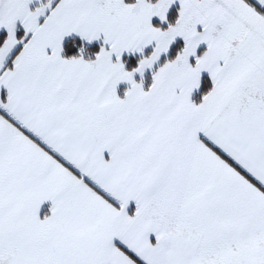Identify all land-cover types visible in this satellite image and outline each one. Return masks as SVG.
Instances as JSON below:
<instances>
[{
    "label": "snow or ice",
    "instance_id": "1",
    "mask_svg": "<svg viewBox=\"0 0 264 264\" xmlns=\"http://www.w3.org/2000/svg\"><path fill=\"white\" fill-rule=\"evenodd\" d=\"M0 264H264V0H0Z\"/></svg>",
    "mask_w": 264,
    "mask_h": 264
}]
</instances>
